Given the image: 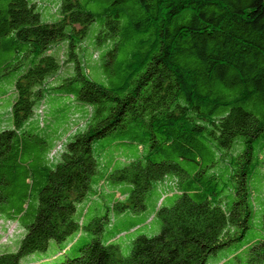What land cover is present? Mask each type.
Listing matches in <instances>:
<instances>
[{
	"label": "trees",
	"instance_id": "trees-1",
	"mask_svg": "<svg viewBox=\"0 0 264 264\" xmlns=\"http://www.w3.org/2000/svg\"><path fill=\"white\" fill-rule=\"evenodd\" d=\"M119 127L149 132L136 144L149 150L116 170L95 145ZM256 143L264 163V0H0V217L24 231L0 264L102 233L107 216L80 222L109 199L145 211L158 182V235L128 256L95 237L60 264H209L264 196ZM91 193L101 200L77 219ZM229 259L264 264V236Z\"/></svg>",
	"mask_w": 264,
	"mask_h": 264
},
{
	"label": "rangeland",
	"instance_id": "rangeland-1",
	"mask_svg": "<svg viewBox=\"0 0 264 264\" xmlns=\"http://www.w3.org/2000/svg\"><path fill=\"white\" fill-rule=\"evenodd\" d=\"M47 1H38L39 6H44ZM56 6L52 5L50 8L53 14L56 11ZM100 28L99 22L92 25L89 30L88 39L96 38L98 30ZM71 68L63 67V75H66ZM90 78L93 81L101 83L98 80L99 73L97 71H91ZM107 88H112L110 85H104ZM143 131L134 132L131 129L126 133L125 129L119 127L112 131L108 136L96 141V150L106 149L111 161H115L116 170L126 167L131 161L139 159L144 154L148 153V147L137 148V141H139L144 135H149V132ZM149 137V136H148ZM132 143V144H129ZM135 143V144H133ZM256 162H262L261 145L256 143ZM110 161V163H111ZM259 163V164H261ZM264 166V163L261 165ZM260 169L256 170L254 179L260 182ZM115 170V171H116ZM168 180L175 179L171 175L167 177ZM114 185V184H112ZM123 189L130 190L128 184L123 183ZM167 186L163 185V182L155 183L152 189L147 195L146 205L147 209L140 213H134L127 211L124 214L113 213L112 199L106 201L96 212H91L87 217H84V211L81 213L78 211L76 218L79 219L80 215L82 222L85 225L91 223L95 218L108 217L109 221L104 225V231L97 234L93 231H82L75 233L62 242L51 241L48 248L45 251H38L24 257L20 264H60L66 259L75 258L80 254V249L87 243L91 242L95 237H99L103 243L112 242L118 244L121 247V255L128 256L132 249V244L138 236L152 237L158 235L161 231V222L156 216V210L162 205L163 200L166 198ZM254 200L256 205L255 215L251 224V227L244 236L235 243L227 246L224 249L219 250L215 254L209 257V264H224L229 256L236 251H245L255 241L260 240L264 236L263 215H264V196L260 192V188L257 189V193L254 194ZM164 205H167L165 202ZM24 231L18 225L17 222L6 221L0 217V252L2 251H16L20 240L23 238ZM19 239V240H18ZM68 246L66 249L65 247ZM65 249V250H64ZM64 250V251H63Z\"/></svg>",
	"mask_w": 264,
	"mask_h": 264
},
{
	"label": "crops",
	"instance_id": "crops-1",
	"mask_svg": "<svg viewBox=\"0 0 264 264\" xmlns=\"http://www.w3.org/2000/svg\"><path fill=\"white\" fill-rule=\"evenodd\" d=\"M109 193H110V189H109V190H106V191L104 192V195H107V196H108ZM99 200H101V199L95 197V195L91 193V194L89 195V197H87V199L83 202V204H82V205L80 204V206H79V211H81V209L84 207V205L90 203V204L93 206L95 203H98ZM67 247H68V246H67ZM67 247H66V248H67ZM230 259H232V257H230ZM230 259L227 261L228 264H230ZM231 263H232V262H231Z\"/></svg>",
	"mask_w": 264,
	"mask_h": 264
}]
</instances>
